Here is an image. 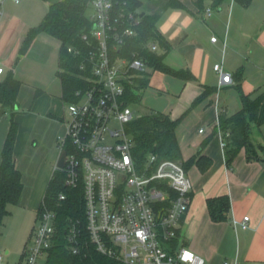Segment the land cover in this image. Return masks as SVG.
Returning a JSON list of instances; mask_svg holds the SVG:
<instances>
[{"label": "crops", "instance_id": "0c3cea01", "mask_svg": "<svg viewBox=\"0 0 264 264\" xmlns=\"http://www.w3.org/2000/svg\"><path fill=\"white\" fill-rule=\"evenodd\" d=\"M181 1V7L162 10L156 23L158 36L148 45L156 44L155 50L149 49L167 66L184 73L148 68L152 74L147 88L166 100L159 111L179 119L176 133L182 160L194 158L187 165L192 200L180 228L181 238L206 264L216 259L221 264H264V157L250 158L242 147L227 162L222 133L216 127L221 111L233 115L242 108L245 96L264 93V3ZM164 2L152 1L147 10H160ZM208 8H212L210 15ZM48 10L45 0L0 4V64L4 67L0 79L13 76L22 82L15 107L0 105V167L13 119L18 123L14 159L23 182L19 202L8 204L9 212L0 221L4 264L24 262L39 207L57 168L60 137L67 128L59 75L61 41L46 31L30 36ZM215 63H222L232 74L221 87ZM256 129L252 137L264 147V124ZM205 158L210 163L202 168ZM223 195L229 197L230 210L216 221L207 201ZM245 215L250 216L249 225L242 228ZM9 224L15 226L13 235H9ZM12 255L19 260L11 262Z\"/></svg>", "mask_w": 264, "mask_h": 264}, {"label": "built area", "instance_id": "2783aa9c", "mask_svg": "<svg viewBox=\"0 0 264 264\" xmlns=\"http://www.w3.org/2000/svg\"><path fill=\"white\" fill-rule=\"evenodd\" d=\"M91 9L92 27L81 35L86 47L67 48L79 58L77 75L85 84L74 91V99L65 101L67 128L60 137L61 150L68 142L72 146L65 167L60 168L66 173L65 183L76 186L81 180L83 184L90 242L123 264H206L180 234L192 200V181L184 161L154 152L142 161L134 155L136 141L128 124L137 115L124 93L148 65L135 53L125 54V46L136 35L140 18L117 7L115 0H91ZM211 13L208 8L207 14ZM211 39L216 41L217 36ZM151 47L156 49V44ZM214 69L220 87L230 82L232 74L222 63H215ZM3 72L0 64V75ZM219 131L225 148L229 132ZM66 196L59 192L58 201ZM249 219L244 216L242 228L248 227ZM56 229V209H43L23 264H42ZM78 232L76 224L70 223L67 237L73 252L79 249ZM3 258L0 252V264Z\"/></svg>", "mask_w": 264, "mask_h": 264}, {"label": "trees", "instance_id": "16d2710c", "mask_svg": "<svg viewBox=\"0 0 264 264\" xmlns=\"http://www.w3.org/2000/svg\"><path fill=\"white\" fill-rule=\"evenodd\" d=\"M49 2V10L40 25L31 29L30 36L39 31H46L61 41L59 52V75L62 84V98L64 101L74 99V91L83 86L85 81L77 75L79 58L68 51V46L75 48L86 47L81 35L92 27L91 0H45ZM155 0H115L117 7L124 8L127 12H133L139 16L140 21L136 26L137 33L127 39L125 54L133 53L142 57L149 69H161L168 72L183 74L167 66L160 55L152 52L145 44L158 36L156 23L161 12L169 7H181V0H165L160 10L148 11V3ZM223 0H214L219 5ZM248 5L251 0H238ZM139 10V13H137ZM141 13H143L141 15ZM182 72V73H181ZM152 71L145 70L141 76L134 79L125 87L124 98L127 104L142 101L145 90L150 85ZM191 74V73H189ZM22 82L9 76L0 79V105L14 108ZM179 119H174L168 112L149 110L135 117L129 124L128 130L134 135L136 146L134 155L139 161L145 159L147 153H157L162 158L182 159V150L176 133ZM264 124V93L255 98L245 96L242 108L233 115H227L224 111L219 114L217 130L221 129L226 136L225 155L230 163L238 151L244 147L249 157L253 155L255 143L252 139L253 126L261 127ZM18 134V123L12 119L11 127L2 152V164L0 167V221L9 212L8 204L19 202L22 190V174L16 167L14 159V146ZM209 140L207 137L202 145ZM65 148L70 151L72 146L68 142ZM194 158L184 161L187 165ZM200 161V160H199ZM198 161V162H199ZM201 162V161H200ZM199 162V163H200ZM210 159L205 158L200 163L206 168ZM66 173L56 168L47 185L43 201L39 207L38 215L45 208L56 209L57 229L53 245L48 249L47 257L42 264H123L122 262L102 254L95 245L90 242V234L87 228L85 206L83 199V184L69 186L65 183ZM67 194L64 200L58 201L59 192ZM208 209L213 220H221L230 210L228 196L211 197L207 201ZM37 215V216H38ZM74 222L79 230L77 252H73L68 241L67 233L69 224Z\"/></svg>", "mask_w": 264, "mask_h": 264}, {"label": "rangeland", "instance_id": "374dc122", "mask_svg": "<svg viewBox=\"0 0 264 264\" xmlns=\"http://www.w3.org/2000/svg\"><path fill=\"white\" fill-rule=\"evenodd\" d=\"M259 1L264 3V0H259ZM91 11H92V9H90V13H91ZM145 46H147L148 48H151V50H155L151 46L148 45V42L145 44ZM59 88H61V87H60V83L58 82L56 90L59 91ZM166 104H167V102H166L165 99L160 98L159 94H155L154 91L149 88V89H147L144 92L143 97H142V101L132 103V106H133V108L135 110V114L137 116H139V115H142V114L146 113L149 110H161L162 108H165ZM230 108H231L230 111L232 112L233 111V107L231 106ZM64 116H65V118H68V112L67 111L65 112ZM40 123H42V122H40ZM256 127L257 126H253L252 133L254 132V130H257ZM252 139H253V137H252ZM253 143H255L254 149L256 148V150H254V152H253V155L255 157H259V158L264 157V147L261 144H257L259 142H255L254 139H253ZM17 218L18 217H16L15 220ZM36 221H37V218H36ZM14 228H15V226H13V224L12 225L9 224V229H8L9 235H13L14 234V232H13ZM32 229L30 228V230H32ZM28 242H29L28 243V245H29L31 240L29 239ZM44 259L45 258H42L40 260V262L43 263ZM15 260H19V259H17V257H14V255H12L11 262H14ZM213 264H221L220 259H216V261Z\"/></svg>", "mask_w": 264, "mask_h": 264}, {"label": "water", "instance_id": "95a60500", "mask_svg": "<svg viewBox=\"0 0 264 264\" xmlns=\"http://www.w3.org/2000/svg\"><path fill=\"white\" fill-rule=\"evenodd\" d=\"M137 13H139V10H137ZM143 13H141L142 15ZM68 158V155H67V149L66 148H63L61 151H60V154H59V157H58V161L56 163V166L57 168H64L65 167V164H66V160ZM179 248V247H178Z\"/></svg>", "mask_w": 264, "mask_h": 264}]
</instances>
